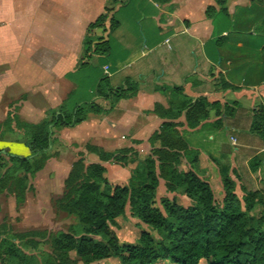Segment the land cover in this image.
<instances>
[{
    "label": "crops",
    "instance_id": "crops-1",
    "mask_svg": "<svg viewBox=\"0 0 264 264\" xmlns=\"http://www.w3.org/2000/svg\"><path fill=\"white\" fill-rule=\"evenodd\" d=\"M222 1L224 12L218 0H116L115 4L109 0H0L2 60L9 65L19 56L28 59L33 55L38 63L52 65V78L36 85L46 104V109L38 111L36 123L45 111L57 110L72 97L73 104L90 99L108 109V103L97 99L92 88L83 94L65 78L70 74L76 79L92 62L101 64V73L111 87L125 79L138 82L135 97L118 101L106 115H91L73 128L61 129L58 136L60 141L69 138L72 143L91 144L108 153L124 148L149 153L148 139L164 122L151 111L155 104L167 108L168 103L167 95L152 92L153 86H181L187 99L204 97L220 105L235 103L232 116L212 112L193 130L181 117L178 131L188 147L198 153L194 170L207 183L214 178L220 181L221 172L234 181L239 197L241 188L264 191V143L249 133L254 107L264 105V84L245 86L244 80L257 79L253 62L243 58L235 64L221 63L218 52L220 48L243 56L260 52L264 46V0ZM208 8L213 9L211 17L206 16ZM99 16L106 19L94 37L101 42L109 40L110 53L107 57L91 54L82 62L87 67L80 69L86 28ZM111 18L117 23H113V30ZM218 38H222L220 47ZM10 75V71L4 74L5 86L11 84L7 85ZM113 76H118L116 84H111ZM221 81L233 89L223 90ZM217 122L219 128L214 127ZM119 142L120 148L112 152L102 146ZM160 184L164 188L162 181Z\"/></svg>",
    "mask_w": 264,
    "mask_h": 264
},
{
    "label": "trees",
    "instance_id": "trees-1",
    "mask_svg": "<svg viewBox=\"0 0 264 264\" xmlns=\"http://www.w3.org/2000/svg\"><path fill=\"white\" fill-rule=\"evenodd\" d=\"M109 1L116 3V0ZM218 6L225 11L222 0H218ZM212 13L213 9L206 10L207 17ZM105 19V16H99L86 28L80 69L87 67L82 62L91 54L109 55L110 41L101 42L102 39L94 37L95 30L102 28ZM113 23L117 24L111 18L112 30ZM221 43L222 38L216 39L218 47ZM218 52L221 63L230 61L235 64L243 58L253 62L257 79L244 80L245 86L264 84V46L258 54L245 56L230 54L221 48ZM98 66L99 69L94 68L98 80L93 92L97 99L108 103V109L100 108L91 100L71 106L67 102L57 110H48L46 117L36 124L21 121L15 115H6L0 123V143H7L0 150V196H12L17 203L23 201L26 179L43 170L52 158L51 150L57 142L53 129L73 128L91 115H106L118 101L138 94V82L125 79L121 85L111 87L108 78L101 73V64ZM65 78L74 81L70 74ZM74 83L80 86L78 81ZM221 88L233 89L225 81H221ZM152 92L167 95L168 103L167 108L155 104L151 111L164 122L148 139L151 147L148 154H139L132 148L108 153L85 144V154L95 157L97 162L85 163L83 154H80L71 164L55 207L75 218L77 223L65 233L50 237L52 264H75L70 254L84 264L107 258H116L119 264H264L263 189L250 192L241 188L242 196L238 197L234 181L220 172L221 191H213L194 170L198 153L188 147L178 131L182 124L177 121L181 117L186 127L193 130L208 120L212 112L215 116H232L236 104L220 105L204 97L187 99L181 86H153ZM214 127L219 128L220 123ZM249 133L264 143V105L254 107ZM20 144L27 149V156L11 152V146ZM104 163L120 168L131 163L136 165L126 184H112L106 178ZM159 181L164 183L165 193L172 195L170 199L162 197L157 201ZM178 196H184L190 204L184 207ZM126 207L132 218L151 231L171 228L168 242L158 241L150 231H143L136 244L119 247L110 226L124 215ZM257 208L262 209V214L253 220L251 213ZM23 238L24 235L0 231V260L34 264V258L24 254L15 243ZM41 263L47 264V261Z\"/></svg>",
    "mask_w": 264,
    "mask_h": 264
},
{
    "label": "rangeland",
    "instance_id": "rangeland-1",
    "mask_svg": "<svg viewBox=\"0 0 264 264\" xmlns=\"http://www.w3.org/2000/svg\"><path fill=\"white\" fill-rule=\"evenodd\" d=\"M3 56L4 49L1 48L0 123L4 121L6 115H15L21 121L29 124L36 123L40 119L38 111L46 109V104H44L40 94L37 93L36 85L47 83L48 77L52 78V65L38 63L36 56L33 55L28 59L20 58L19 56L17 60L12 61L13 63L8 65L3 62ZM94 68L99 69V66L92 62L86 70L75 77L74 81L80 83V86L75 83L79 92L85 94V91L91 88L93 91L98 80V75L95 73ZM114 70L112 69V71ZM8 71L11 72V78H8L7 85L11 84L10 86H5L4 74L6 75ZM117 77H112L111 84H116ZM74 81L71 82L74 83ZM74 101L75 97L70 98L68 106H71ZM46 113L47 111H45L42 118L46 117ZM61 131V129H57L54 132L57 142L53 144L51 150L52 158L48 160L43 170L26 179V192L23 201L17 203L12 196L6 194L0 196V231L24 235L21 241L15 243L20 246L24 254L34 258V264H42L43 260H46L47 264H52L50 237L59 232L65 233L70 227L76 226L77 221L75 218L67 216L55 207V201L62 193L63 181L71 164L79 158L80 154H83L85 163L97 162L95 157L85 154L83 150L85 144L72 143L69 138H66L65 141H60L58 136ZM11 138L9 137L8 139ZM6 144L0 143V150L4 149L7 146ZM102 146H104L105 150L112 152L113 149L120 148V142L114 144L104 143ZM11 152L21 157L28 155L27 149L21 144L11 146ZM134 165L136 164L131 163L125 168H120L111 163L103 164L106 169V178L112 184H126L128 180L127 172L130 175L133 170H130L129 167ZM220 181L218 178H214L213 182H210L211 184L209 185L213 191L221 189ZM237 194L239 195L238 191ZM162 197L170 199L172 195L166 194L162 184H160L156 191L157 201ZM178 198L184 207L190 204L184 196H178ZM261 214L262 209L257 208L251 213V218L256 220ZM110 228L117 238L119 247L127 244H136L140 233L143 231H150L151 235L158 241L168 242V236L171 232V228L151 231L148 227L132 218L127 207L124 215L115 219ZM70 259L75 261V264H84L82 261L77 260L73 254H70ZM0 264H15V261L12 259H1ZM91 264H119V261L116 258H107ZM200 264H204V262H200Z\"/></svg>",
    "mask_w": 264,
    "mask_h": 264
},
{
    "label": "built area",
    "instance_id": "built-area-1",
    "mask_svg": "<svg viewBox=\"0 0 264 264\" xmlns=\"http://www.w3.org/2000/svg\"><path fill=\"white\" fill-rule=\"evenodd\" d=\"M103 70H104V72H107L108 71V68L107 67H104Z\"/></svg>",
    "mask_w": 264,
    "mask_h": 264
}]
</instances>
